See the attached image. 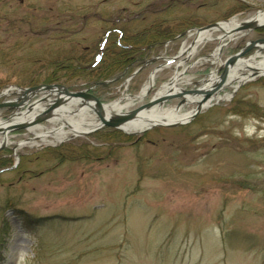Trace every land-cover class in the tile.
<instances>
[{
	"label": "rangeland",
	"instance_id": "obj_1",
	"mask_svg": "<svg viewBox=\"0 0 264 264\" xmlns=\"http://www.w3.org/2000/svg\"><path fill=\"white\" fill-rule=\"evenodd\" d=\"M152 1L0 0L1 11L32 20L34 31L41 25L58 29L38 37H11L10 45L0 44V53L1 49L8 52L0 55V77L10 75L12 81L18 78L24 83L39 67L32 62L38 52L46 49L47 55L42 56L47 57L61 49L68 55V40L75 39L79 41L75 49L81 54V47L94 45L102 30L110 26L100 17H130ZM236 3L242 10H235ZM183 9L195 24L132 67L118 83L102 81L111 88L105 102L99 98L102 102L121 100L120 106L126 105L124 111L135 109L175 74L180 75L176 87L190 89L247 42L264 37V29H257L219 42L223 32L216 29L207 34L209 40L186 54L196 38V28L252 20L258 11L264 12V0H194ZM155 17L161 15L131 21L126 28L139 30ZM56 37H62V42ZM17 41L21 47L14 44ZM177 56L174 61L165 60ZM249 56L242 59L250 65ZM157 66L164 68L154 73L153 89L133 101L130 96L139 97L147 89ZM263 78L236 91L226 89L221 100L211 101L190 123L153 128L140 136L143 140L114 148L110 157L100 160L57 164L50 151L69 141L66 128L43 141L27 142L31 135L25 131L8 134L6 145L0 148L10 149L6 169L0 172V264H264ZM136 79L138 90L129 93ZM15 86L27 88L10 84L13 89L0 102L19 96L14 94ZM234 99L246 103L244 109L263 116L229 112ZM179 101L171 100L162 108L172 109ZM195 107L183 105L179 113L189 114ZM69 109L79 110L74 106ZM11 113L10 108L0 109V121ZM79 115L89 122L96 117L82 112L75 117L64 114L62 120L72 124ZM59 123H42L34 132L42 134ZM54 136L62 138L55 142ZM20 142L22 146L14 149ZM21 155L27 160L21 169L27 172L20 178L21 171L8 167H15ZM15 207L35 221L23 223L13 212ZM37 218L43 220L36 222Z\"/></svg>",
	"mask_w": 264,
	"mask_h": 264
},
{
	"label": "trees",
	"instance_id": "obj_2",
	"mask_svg": "<svg viewBox=\"0 0 264 264\" xmlns=\"http://www.w3.org/2000/svg\"><path fill=\"white\" fill-rule=\"evenodd\" d=\"M192 1L194 0H155L146 4L142 10L130 17L121 19L118 17L112 19L100 17V20L105 25L110 24V26L102 30L99 40L94 45L81 47V54H77L75 46L78 45L79 41L70 39L68 44L71 45V48L68 55L58 49L47 57L42 56L44 54L47 55V50L44 49V51L38 52V58L32 61L39 64V67L35 72H30L31 75L27 81L22 83L17 81L18 78L12 81L10 75L0 77V92L10 84L22 87L61 84L70 89L90 88L92 94L105 102V99H107L106 92L111 88L109 84H102V81L114 80L118 83L120 77L123 78L129 74L132 67L142 64L148 56L155 53L166 41L175 39L185 29L195 24V21H191L193 18L183 9L190 6ZM234 7L236 8L235 10H242L241 4L237 5L236 3ZM1 10L0 8V38L3 36L4 41H0V44L10 45L9 39L15 36L23 38L27 34H31L34 37H38L43 36L47 31L54 32L58 30L54 27L49 28L41 25L36 27L37 30L34 31L32 20H27L24 17L15 18ZM176 11H180V14L175 15ZM154 14H159L161 17H155L147 26L139 30L131 31L126 28L129 22L145 21ZM119 22L123 23L120 27L118 26ZM23 27L26 29L23 30ZM66 33L69 34V31L66 30ZM76 33L72 32V35H76ZM56 39L62 42V37H56ZM14 44H19V42L17 41ZM1 50L3 51L0 55L8 54L6 49ZM135 81L136 84L129 87V93H136L138 90L137 86L139 83L137 79ZM245 104L237 100L234 104L230 103L228 111L240 116L249 115V113L252 115L257 113L256 115L263 116L259 111L254 112L253 109H251L253 111L244 109ZM18 133H21V131ZM140 140H143V137L132 138L112 128H103L84 138L77 137L69 140L62 148L60 147L50 152L55 154L54 157L55 159L57 158V164H62L65 161L88 160L89 158L100 160L110 157L114 148H121L125 144H134ZM9 151V148L0 151V172L6 169V161H9L7 159ZM24 156L21 155L20 162L15 167H8L9 170L21 171L20 178L27 172V170L21 169L27 161L23 160L25 159ZM13 212L20 217L23 223L35 221L33 217L30 218V216L22 213L16 207ZM42 220L37 218L36 222Z\"/></svg>",
	"mask_w": 264,
	"mask_h": 264
},
{
	"label": "water",
	"instance_id": "obj_3",
	"mask_svg": "<svg viewBox=\"0 0 264 264\" xmlns=\"http://www.w3.org/2000/svg\"><path fill=\"white\" fill-rule=\"evenodd\" d=\"M261 12V11H260ZM264 14V12H261ZM219 22L211 23L203 27L195 29V37L202 31H214L220 29ZM257 29H264V23L257 25L251 20L239 23L237 27L229 31L230 37L223 32V36L217 38V40L226 42L232 40L234 34L251 31ZM196 39H194L190 46L194 45ZM226 45V43L224 44ZM223 45V46H224ZM221 49V48H220ZM251 54L247 57V61H253L250 65L242 59V57ZM178 58H165L167 62L174 61ZM255 60L257 62H255ZM264 37L250 41L237 53L227 57L223 62H220L218 68L214 72H209L201 79L193 83V87L190 89H179L178 91H172L169 94L158 95L157 92L166 88L171 84L173 79L170 78L165 83L161 84L156 90L148 102L139 105L135 109L123 110L125 106H121V109L114 114L108 112V106L113 103H104L98 97L90 93L89 89L85 91H71L61 84H48L38 85L27 88H19L15 86L14 94H19L16 99L0 102V109L10 108L12 113L9 116H5L0 121V136L5 140V144H1L0 148L6 145L7 135L19 131H25L31 135L26 141H43L45 138H52L53 133L66 128L69 131V135L66 137L68 140L76 137H84L103 128H112L127 136L140 137L145 132L156 127H179L190 123L198 114H200L205 108L211 105V101H217L216 98H221L222 93L226 89H233L236 91L244 84L264 76ZM164 66H157L149 77V87L142 91L140 96H130L135 101L143 98L148 91L152 90L153 75L157 70H160ZM140 69L134 71L132 75L137 73ZM243 71H248L243 73ZM241 73V74H238ZM214 77V80L212 78ZM211 82L210 88L205 90L208 83ZM107 82H103L105 84ZM13 88L8 87L0 92V98L8 95ZM38 94H44L42 97L29 103L30 99L36 97ZM180 100L177 105L170 109L171 111H180L183 105L196 104V107L187 116L180 121L173 120H159V119H147L145 116L152 111L161 112L167 102L171 100ZM192 100V101H191ZM121 102V100H117ZM41 103H45V106H41ZM78 107L79 110L73 112L70 107ZM18 111V112H16ZM94 114L96 117L93 119L95 124L88 130L78 131L71 123L62 120V115H73L81 113ZM56 128L51 129L42 134H36L34 131L41 128L42 123H55ZM134 123L140 124L142 127L135 128ZM142 123H147L143 125ZM57 142V141H55ZM23 142L16 143L14 149L22 146Z\"/></svg>",
	"mask_w": 264,
	"mask_h": 264
},
{
	"label": "bare ground",
	"instance_id": "obj_4",
	"mask_svg": "<svg viewBox=\"0 0 264 264\" xmlns=\"http://www.w3.org/2000/svg\"><path fill=\"white\" fill-rule=\"evenodd\" d=\"M253 23L257 24V25H261L264 23V14L261 13L260 11L257 12V14L253 17V19L251 20ZM238 23H235L234 21H230V22H224L220 24V29L222 31H224V34H226L228 37H230L229 31L232 30L233 28L237 27ZM211 31H202L198 34V36L195 38L196 41L194 43V45L190 46L189 48L186 49L185 53L186 54H191L194 49L196 48V45L201 43L202 41H207L210 39V36L207 34H210ZM262 65H264V62H262ZM212 80H214V77L212 78ZM180 81V75L179 74H175V76L173 77L171 84L168 85L166 88L160 90V92H157L158 95H165V94H169L172 91H178L179 89L176 87L177 83ZM211 86V82L207 84V86L205 87V90L207 91L208 88H210ZM149 87V85L147 86V88ZM146 89V88H145ZM144 89V90H145ZM143 90V92H144ZM216 100H221V98H216ZM192 101V100H191ZM126 106V105H124ZM108 112L110 114H114L117 113L120 109V103L118 101H114L113 103H111L108 106ZM187 116V114H181L175 111H171L170 109H166V110H162L161 112L159 111H152L150 113L146 114V118L147 119H159V120H173V121H180L182 119H184ZM95 124L94 121L89 122L86 119H83L82 116L77 117V119H75L74 121H72V126L77 129L78 131H85L90 129L93 125ZM135 125H133L135 128H140L142 127L140 124L137 125V123H134ZM143 125H146L147 123H142ZM3 125V124H0ZM55 133L51 134L52 137ZM62 136L56 137L54 136V139L56 141H58V139H61ZM1 144H5V140L1 139L0 140V145Z\"/></svg>",
	"mask_w": 264,
	"mask_h": 264
},
{
	"label": "flooded vegetation",
	"instance_id": "obj_5",
	"mask_svg": "<svg viewBox=\"0 0 264 264\" xmlns=\"http://www.w3.org/2000/svg\"><path fill=\"white\" fill-rule=\"evenodd\" d=\"M261 38H262V37H261ZM259 39H260V38H259ZM233 54H234V53H232V55H233ZM229 56H231V54H230ZM229 56H228V57H229Z\"/></svg>",
	"mask_w": 264,
	"mask_h": 264
}]
</instances>
